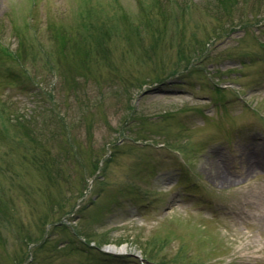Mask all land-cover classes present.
Listing matches in <instances>:
<instances>
[{
    "label": "rangeland",
    "instance_id": "obj_1",
    "mask_svg": "<svg viewBox=\"0 0 264 264\" xmlns=\"http://www.w3.org/2000/svg\"><path fill=\"white\" fill-rule=\"evenodd\" d=\"M241 209L264 0H0V264H227Z\"/></svg>",
    "mask_w": 264,
    "mask_h": 264
},
{
    "label": "clouds",
    "instance_id": "obj_2",
    "mask_svg": "<svg viewBox=\"0 0 264 264\" xmlns=\"http://www.w3.org/2000/svg\"><path fill=\"white\" fill-rule=\"evenodd\" d=\"M227 264H264V213L241 209L220 228Z\"/></svg>",
    "mask_w": 264,
    "mask_h": 264
},
{
    "label": "bare ground",
    "instance_id": "obj_3",
    "mask_svg": "<svg viewBox=\"0 0 264 264\" xmlns=\"http://www.w3.org/2000/svg\"><path fill=\"white\" fill-rule=\"evenodd\" d=\"M212 162H213V165L214 166H212V167H214L215 168V172H216V178L221 182V183H223L224 182V180H223V178H224V172H223V163H222V161H220V163L218 164V165H216L217 164V162H215L214 163V161L212 160ZM217 181V180H216ZM225 181H227V180H225ZM111 250L112 251H115L116 249L115 248H111Z\"/></svg>",
    "mask_w": 264,
    "mask_h": 264
}]
</instances>
